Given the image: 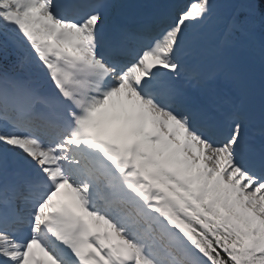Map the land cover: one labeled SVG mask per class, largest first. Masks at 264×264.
<instances>
[{
  "label": "snow or ice",
  "instance_id": "obj_1",
  "mask_svg": "<svg viewBox=\"0 0 264 264\" xmlns=\"http://www.w3.org/2000/svg\"><path fill=\"white\" fill-rule=\"evenodd\" d=\"M127 7L0 0V264H264V0Z\"/></svg>",
  "mask_w": 264,
  "mask_h": 264
},
{
  "label": "rangeland",
  "instance_id": "obj_2",
  "mask_svg": "<svg viewBox=\"0 0 264 264\" xmlns=\"http://www.w3.org/2000/svg\"><path fill=\"white\" fill-rule=\"evenodd\" d=\"M138 4H141V2L139 0H131V2L129 3V5L127 7L128 10H126V8H125V9L122 10V12L123 13H127L128 12V15L130 16V19H134L135 16H136V13L138 11V9L136 7ZM257 118H258L257 122H258V126H259L260 114H258Z\"/></svg>",
  "mask_w": 264,
  "mask_h": 264
},
{
  "label": "trees",
  "instance_id": "obj_3",
  "mask_svg": "<svg viewBox=\"0 0 264 264\" xmlns=\"http://www.w3.org/2000/svg\"><path fill=\"white\" fill-rule=\"evenodd\" d=\"M221 3H222V0H221ZM15 54H10V57H9V60L7 62H5L4 60L0 59V66H3L5 64H14L15 63ZM16 71H22L20 68H16Z\"/></svg>",
  "mask_w": 264,
  "mask_h": 264
}]
</instances>
